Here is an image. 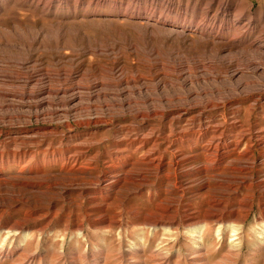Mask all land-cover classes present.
Wrapping results in <instances>:
<instances>
[{
	"label": "rangeland",
	"instance_id": "rangeland-1",
	"mask_svg": "<svg viewBox=\"0 0 264 264\" xmlns=\"http://www.w3.org/2000/svg\"><path fill=\"white\" fill-rule=\"evenodd\" d=\"M263 32L264 0H0V162L24 151L5 147L10 137L38 143L28 165L0 177V264H264L258 138L250 172L234 170L245 143L216 172L203 140L194 149L178 143L160 171L114 161L118 178H150L141 194L133 184L93 185L108 166L104 147L115 160V143L143 115L157 113L162 127L183 116L186 131H167L173 143L204 124L227 133L237 122L245 136L255 123L264 128ZM87 134L103 146L95 172L48 167ZM181 155L192 159L177 167ZM75 177L85 183L72 185ZM98 188L95 202L80 197ZM152 216L168 223L154 227Z\"/></svg>",
	"mask_w": 264,
	"mask_h": 264
},
{
	"label": "bare ground",
	"instance_id": "bare-ground-1",
	"mask_svg": "<svg viewBox=\"0 0 264 264\" xmlns=\"http://www.w3.org/2000/svg\"><path fill=\"white\" fill-rule=\"evenodd\" d=\"M228 8H229V6H226V9H228ZM250 9H251L250 4L247 2L245 4L243 10H242V13L244 15L249 14L250 13ZM239 30H240V34L241 35H245L246 32L248 31V29L246 27H240ZM225 48H228V47H226V46L223 47V50ZM258 49H260V48H258ZM258 49L256 48L257 51H258ZM253 50H254V48H253ZM233 52L234 51L232 50L231 53H230V56L234 55ZM40 94H42V93H40ZM51 94H52V92L49 91L48 95H51ZM254 103H255V105H258V106L261 105L260 100L257 99V98H256V100H254ZM157 116H159L157 113H153L151 115L150 114L149 115H143L142 119H144V121H145L144 124H142L139 127H137V129L128 130L126 136L129 139H127L125 141H120V142L115 143L114 152L117 153V158L115 160H114L113 157H110L108 155L109 153L106 151V148L104 147V150H105V153L107 155V158L109 159L108 161L105 162V164L108 165V166L104 170V177L102 179H98V180L93 182L94 186H99L100 187V185L103 183V184H106L107 188H112V189L116 190V189L122 188L125 184H128V185H130V184L132 185L133 184V185L136 186L137 194L138 193H140V194L143 193L142 191L145 188H148V189L152 188L151 187L152 186L151 185L152 181H150V178L146 177L145 179H143V181L136 180L134 177H133L134 179H130L129 177H126L124 179L123 178H118V176L120 174L119 175H115V176L113 175L116 172L117 173L120 172V171H118V168H117L118 166L116 164H120L122 162L124 164V166L128 167V166H135L136 163L142 162V164L145 165V166H148V168L155 167L157 170L160 171L165 166V161H166L165 156H166V154L169 153L170 151H173L175 146L178 143L179 144L181 143L183 146L185 145V147H187L189 149L190 148L194 149V147H197L199 145L200 141L201 142L203 140L206 141L208 143L207 144L208 146H205V147H202V148H203V150H205L207 152V154L209 153V148L213 149L214 152H212L210 160H211L212 163L216 164V166H214L215 168L213 169V171H216V172L219 171L221 169V166H223L228 160L235 158L237 155H240V151L239 150H240V147L244 143L246 144L245 145V149H246L245 155L243 157H241L240 160L235 158V162L238 163V167H235L234 170L236 172L243 173V172H250L253 168H255V165L257 164V161L254 158L255 149H254V146H253V142H254V140L256 138L259 139V149L262 150L261 155L264 158V137H263V135L262 136H255L254 134L253 135L251 134V133H254L257 130H259L260 132H264V128L263 127H262L263 129L260 128V124H258V123H255L254 126L252 127V129L250 128L251 130H250V135L249 136H245L244 134H242L243 131L240 132V129L242 127L239 126V124L237 122L233 123L230 126L229 132H227V133L225 131L221 132L220 127L217 126V125H213L211 127H208V126H205V124H204L202 126H199V129L201 130L200 132H192L191 134L184 133V134L179 136V139H178L177 142L173 143V142L170 141L171 137H170V135H167V131H168V133H171V134L173 132H175L174 129L175 130L177 129V130H181V131H186L182 127L181 128L179 127V122L178 121L181 120L183 116L175 117V119H173V121L171 123L166 124L163 127L161 125L162 122H161V124H159V123L156 124V121H153V119H155ZM168 116L169 115H164L163 114L162 118H166ZM93 124H95V126H96L98 124V122H94ZM89 126H92V124L90 123ZM193 126H195V125H193ZM124 131H125V129H119L117 132L119 134H123ZM133 133H135V134H133ZM197 133H199L198 135L200 136V139L196 140ZM257 135H258V133H257ZM10 136H12V135H10ZM86 136H89L88 138H92V137H90L91 135H88V134L85 135L82 138L77 137V136L76 137H72L71 140H70L71 141V143H70L71 147L68 146V149L65 151V153L62 150H61L62 153L58 152L56 158L53 156L52 159H48V167L49 166H60L61 165L62 169L67 168L69 170V172L76 171V169H77L78 173L84 174V175L86 173H88V172H91V174L93 172H95L97 170V168H98V163H100L99 162V157H100V154H101L100 152L103 150V146H96L91 141H86V140H88V139L85 140ZM131 136H133V137H131ZM20 138H22V136ZM27 138L28 137L25 138V136L23 137V139H19V138L18 139H13V138L10 137L7 141L5 140L6 143H8L7 146H5V147H9L11 149L12 148L15 149L17 147H21V148L24 149V151L21 152L22 154L20 153L22 156L21 155L18 156V154L12 153V154L7 156L6 160L3 159L4 156L2 155L3 156V158H2L3 161L1 160L2 162H0V177L3 176V173L6 171V169L13 163H17V162L19 163L20 162V163H24V164L28 165V162L26 161V158H27L28 155H30L32 153L30 148H29V146H31V145L34 146L33 144H36V146H37L38 143L36 141H35L36 143L32 142L31 140H28ZM76 138H78V140L82 139V142L77 143V144L74 145L72 140L75 141ZM41 143H42V141H41ZM2 144H3V142H2ZM49 145H52V144H49ZM167 145H168V147H167ZM0 147H2V146H0ZM164 147H165V149H164ZM13 149H12V151H14ZM94 150H96L95 151L96 153L93 155L94 152H92V151H94ZM12 151H10V152H12ZM174 152L179 153L180 151L177 149ZM170 153H172V152H170ZM174 154H176V153H174ZM11 155H13V156H11ZM177 159L178 160L176 161V166L177 167H181L185 163L190 162L192 157L187 158L185 155H183V156L181 155V158L179 157ZM114 161H117V163L114 164ZM168 164H170V163H168ZM26 168H27V166H24L23 170L26 169ZM157 170H155V171H157ZM204 172L206 174L209 173V169L206 167L204 169ZM109 177L117 179V180L112 181ZM70 181L72 182V185L77 184V182H79L78 185L81 184V183H85V179L78 178V177H75L74 180H70ZM242 183L246 184V181H243ZM260 186L264 187L261 183H260ZM102 192L103 191L99 190V188H98V190H96L94 192L90 191V190L83 189L80 192V197L81 198H85V199L89 197V200H92L93 202H95V200H97L99 198V196L102 195ZM87 194L90 195V196H87ZM106 200L110 201L111 198L108 197ZM150 201H151V199H150ZM122 203H123V201H122ZM163 213H166V212L163 211ZM188 217H190V216H188ZM220 219H221V217H220ZM183 220H185L184 224H186V225L188 223H193L195 221V219H188V220L187 219H183ZM112 223L109 222V224H112ZM149 223L152 224L154 227H159V226L161 227V225L168 223V220L165 217L158 218L156 216L155 217L152 216L150 218ZM194 226L195 225L192 224L189 227H194ZM22 228H23V226L16 227V229L14 227V229H12V232L18 233L19 231H21ZM108 228H111V227H108ZM10 230H11V228H10ZM25 238L27 239V237H25ZM201 238L203 239V237H201ZM26 239H24V240H26Z\"/></svg>",
	"mask_w": 264,
	"mask_h": 264
}]
</instances>
